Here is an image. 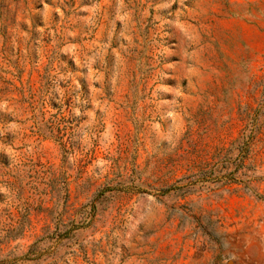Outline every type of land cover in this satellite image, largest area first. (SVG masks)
<instances>
[{"label":"rangeland","instance_id":"1","mask_svg":"<svg viewBox=\"0 0 264 264\" xmlns=\"http://www.w3.org/2000/svg\"><path fill=\"white\" fill-rule=\"evenodd\" d=\"M0 264H264V0H0Z\"/></svg>","mask_w":264,"mask_h":264},{"label":"trees","instance_id":"2","mask_svg":"<svg viewBox=\"0 0 264 264\" xmlns=\"http://www.w3.org/2000/svg\"><path fill=\"white\" fill-rule=\"evenodd\" d=\"M56 235H59L58 233ZM36 243V242H35ZM34 245V243L32 244V246ZM31 246V247H32ZM31 249V248H30ZM30 249L27 251V253L25 255H27L28 253H30ZM32 250V249H31Z\"/></svg>","mask_w":264,"mask_h":264}]
</instances>
